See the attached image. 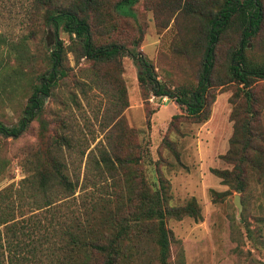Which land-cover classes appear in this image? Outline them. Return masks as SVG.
<instances>
[{"label":"rangeland","instance_id":"1","mask_svg":"<svg viewBox=\"0 0 264 264\" xmlns=\"http://www.w3.org/2000/svg\"><path fill=\"white\" fill-rule=\"evenodd\" d=\"M118 1L99 0L90 14L93 42H117L126 51L100 70L86 56L68 50L75 46L63 26L41 23L43 7L34 16L35 26L24 29L19 26L22 9L6 13L1 8L0 32L12 44L25 36L28 54L22 60L0 45V123L12 127L25 120L18 134L0 131V191L15 190L29 169L27 161L45 143L66 135L74 146H63L62 159L78 184L63 209L87 205V214L80 215V229L75 228L80 240L103 242L106 232L118 229L119 220L132 217L141 181L151 189L162 182L168 188L169 206H184L194 198L201 211L199 219L166 220L173 264L180 259L183 264H264V80L250 88L256 97L252 109L258 112L251 127L260 135L253 149L245 152L239 126L250 114L241 85L227 77L230 50L238 46L241 31L232 21L217 47L203 120L188 117L185 107L168 95H156L151 86L142 89L137 79L143 59L163 88L193 91L200 78L201 51L192 48L188 39L195 30L207 29L205 14L214 16L224 0H137L122 8ZM259 30L247 38L256 59L264 55V20ZM58 40L66 49L65 75L55 73L50 91L43 93L40 86L52 70L47 55ZM138 52L142 58H135ZM18 66L23 67V78L16 81L8 74ZM34 96L38 104L29 102ZM124 99L127 106L122 109ZM119 121L122 134L114 128ZM107 142L121 159H136L119 165L114 177L98 175L102 169L96 164V150L95 162L87 163L88 152ZM244 156L260 160L261 166L242 162ZM224 171L227 176L221 175ZM236 195L240 211L234 204ZM138 223L137 230L121 239V264H158L148 233L152 223ZM78 251L84 259L86 250Z\"/></svg>","mask_w":264,"mask_h":264},{"label":"trees","instance_id":"2","mask_svg":"<svg viewBox=\"0 0 264 264\" xmlns=\"http://www.w3.org/2000/svg\"><path fill=\"white\" fill-rule=\"evenodd\" d=\"M136 1L119 0L116 5L122 8L124 5L131 6ZM59 2L60 0H0V16L4 15L1 8L9 13L19 7L23 10L19 26L22 29L28 26L34 27L36 24L34 16L38 14L39 7H43L41 23L53 25L55 28L63 26V29L70 33L71 42L75 46L69 47L68 50L86 56L98 70L102 64L117 60L126 53L124 47L117 42L106 45H97L93 42L90 14L99 0ZM205 20L207 29L195 30L188 39L192 48L201 51L200 78L193 91L188 92L183 88L170 91L163 88L151 67L147 66V62L143 59L140 60L143 70L138 73L137 79L142 89L149 90L151 86V90L156 95H168L173 98L180 107H185L188 117H194L198 121L205 119L207 117L205 92L212 76L217 47L226 33L225 29L233 21L242 36L238 46L230 50L227 77L229 81L241 85L247 112L250 114L249 118L239 126L245 139L242 147L246 152L253 149V141L257 135H260L257 128L251 127L256 121L254 118L258 112L252 109L256 97L250 88L257 80H264V55L256 59L252 51L253 46L248 48L247 38L256 36L260 31L259 28L264 20L262 2L261 0H224L214 16L205 14ZM24 37L12 44L0 32V45L6 47L8 53H16V58L22 56L24 60L23 57L28 54ZM65 54L66 49L58 40L55 49L47 55L52 70L49 72V79L43 80L40 86L43 93L50 91L49 83L55 73L65 75L63 64ZM76 60L78 61V56ZM8 75L14 76L16 81L21 80L23 67L12 68L11 74ZM96 81L101 79L97 77ZM31 100L36 102L35 104L39 103L35 96ZM114 102H117V98ZM126 106L127 102L124 99L122 109ZM23 124H25L23 119L19 126L7 127L0 123V131L5 135H15L22 129ZM120 125L121 121L114 128L120 129L122 134L124 130H121ZM58 137L45 143L43 149L34 154L33 159L26 160L28 165L30 164L29 169L15 190L5 188L0 191V264H121V239L137 230L139 221L152 223L148 233L153 237L158 264H173L169 260L171 233L166 227V220L181 219L184 216L201 218L200 207L196 200L192 198L184 206H169L167 202L170 196L167 194L168 188L165 184L160 182L159 187L151 189L146 181L142 180V186L136 192L137 202L133 204L132 217L119 220L118 229L113 233L106 232L103 242H84L76 236L75 228L80 229V215L87 214V205L83 204L80 210L79 208L63 209L67 206L65 201L74 197L78 178L73 181L69 177L68 164L62 159L61 149L63 146L66 149H73L74 144L72 138L66 135ZM93 150L99 155L96 164L102 169L98 174L100 177H106L108 174L114 177L113 173L119 165L122 167L124 164L136 162L133 157L121 159L115 155L114 146L107 142L106 145H96L88 152V165L95 162L96 155ZM79 153L83 156L85 149L82 148ZM244 157L242 162L247 161L251 167L262 164L260 160ZM227 173L224 171L221 175L227 176ZM240 175L239 173L237 180L240 179ZM240 184L241 191L244 186L242 179ZM79 249L86 250L84 259L77 255ZM177 264H183L182 259Z\"/></svg>","mask_w":264,"mask_h":264},{"label":"water","instance_id":"3","mask_svg":"<svg viewBox=\"0 0 264 264\" xmlns=\"http://www.w3.org/2000/svg\"><path fill=\"white\" fill-rule=\"evenodd\" d=\"M135 58H142L140 52L137 53V55L135 56ZM234 204L238 207V211H240L241 209V202H240V199H239V195H236L235 198H234Z\"/></svg>","mask_w":264,"mask_h":264},{"label":"flooded vegetation","instance_id":"4","mask_svg":"<svg viewBox=\"0 0 264 264\" xmlns=\"http://www.w3.org/2000/svg\"><path fill=\"white\" fill-rule=\"evenodd\" d=\"M29 102H32V100H29ZM36 103V102H35Z\"/></svg>","mask_w":264,"mask_h":264}]
</instances>
